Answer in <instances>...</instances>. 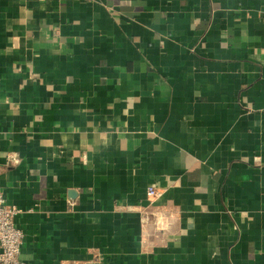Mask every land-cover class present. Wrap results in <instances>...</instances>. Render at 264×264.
Listing matches in <instances>:
<instances>
[{
    "label": "crops",
    "instance_id": "obj_1",
    "mask_svg": "<svg viewBox=\"0 0 264 264\" xmlns=\"http://www.w3.org/2000/svg\"><path fill=\"white\" fill-rule=\"evenodd\" d=\"M0 192L22 264H264V0H0Z\"/></svg>",
    "mask_w": 264,
    "mask_h": 264
},
{
    "label": "built area",
    "instance_id": "obj_2",
    "mask_svg": "<svg viewBox=\"0 0 264 264\" xmlns=\"http://www.w3.org/2000/svg\"><path fill=\"white\" fill-rule=\"evenodd\" d=\"M9 161L13 164L17 160L11 155ZM159 194L156 187L148 188L149 197L153 198ZM21 211L16 205L9 203L0 192V264H22L20 254L25 233L16 224V218Z\"/></svg>",
    "mask_w": 264,
    "mask_h": 264
}]
</instances>
